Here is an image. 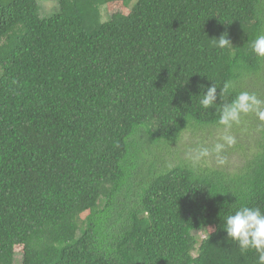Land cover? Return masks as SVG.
<instances>
[{
	"label": "trees",
	"instance_id": "trees-1",
	"mask_svg": "<svg viewBox=\"0 0 264 264\" xmlns=\"http://www.w3.org/2000/svg\"><path fill=\"white\" fill-rule=\"evenodd\" d=\"M51 1L0 0V264H257L223 225L264 211V121L176 144L241 92L264 109V0Z\"/></svg>",
	"mask_w": 264,
	"mask_h": 264
},
{
	"label": "clouds",
	"instance_id": "clouds-1",
	"mask_svg": "<svg viewBox=\"0 0 264 264\" xmlns=\"http://www.w3.org/2000/svg\"><path fill=\"white\" fill-rule=\"evenodd\" d=\"M215 46L225 48L233 46L227 34H222L218 38L214 37ZM252 50L259 58H264V34L258 35L252 43ZM229 85H224V91H227ZM216 99V87L209 86L207 92L204 93L200 104L204 108L213 105ZM255 113L260 121H264V109L261 108V101L257 99L255 94L241 92L230 104L223 107L218 125L224 126L225 129H230L233 124H239L242 115ZM225 143L229 146L235 143V140L230 135L223 137ZM224 144H216L214 152L220 153L224 148ZM208 149H203L201 155H208ZM221 164L223 160L219 161ZM223 225L224 231L228 238L235 242L241 252L255 250L258 254L257 264H264V211L259 207L241 206L234 211V214H229Z\"/></svg>",
	"mask_w": 264,
	"mask_h": 264
},
{
	"label": "rangeland",
	"instance_id": "rangeland-1",
	"mask_svg": "<svg viewBox=\"0 0 264 264\" xmlns=\"http://www.w3.org/2000/svg\"><path fill=\"white\" fill-rule=\"evenodd\" d=\"M39 4L41 6V13L42 15L48 16L51 15L58 10V3L51 0H39ZM227 129L224 128H216V129H194L192 131H187L181 141L176 144V147L178 150H180L179 156L181 158H186L190 153L186 150L185 144L190 145L192 143H201L199 148L201 149H208V153H216L212 152L215 148V145L220 143L227 145L225 141L223 140V137L227 135L230 132L226 131ZM195 151V150H194ZM200 151L196 150L195 154ZM83 215L82 217H84ZM21 255H18V259H20Z\"/></svg>",
	"mask_w": 264,
	"mask_h": 264
}]
</instances>
